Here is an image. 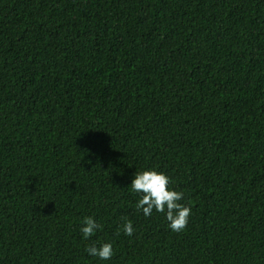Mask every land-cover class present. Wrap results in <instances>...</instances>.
Listing matches in <instances>:
<instances>
[{"label": "trees", "instance_id": "1", "mask_svg": "<svg viewBox=\"0 0 264 264\" xmlns=\"http://www.w3.org/2000/svg\"><path fill=\"white\" fill-rule=\"evenodd\" d=\"M0 264H264V0H0Z\"/></svg>", "mask_w": 264, "mask_h": 264}, {"label": "clouds", "instance_id": "2", "mask_svg": "<svg viewBox=\"0 0 264 264\" xmlns=\"http://www.w3.org/2000/svg\"><path fill=\"white\" fill-rule=\"evenodd\" d=\"M170 178L164 173L154 168L137 171L132 180L130 189L133 193L140 194L135 207L142 210L144 216L152 215L153 210L164 213L168 221V227L173 232H182L186 229L192 212L190 206L181 203L184 193L173 190L169 187ZM124 223L118 231H123L126 235H133V222L125 217L121 218ZM80 231L84 239L92 237L102 225L96 222L94 217H85ZM85 251L101 260H110L114 254L113 244L104 242L97 245L93 242Z\"/></svg>", "mask_w": 264, "mask_h": 264}]
</instances>
